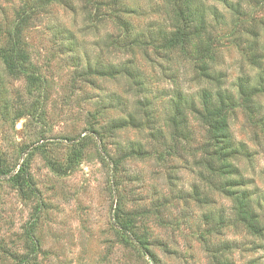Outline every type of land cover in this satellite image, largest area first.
<instances>
[{
  "label": "rangeland",
  "instance_id": "374dc122",
  "mask_svg": "<svg viewBox=\"0 0 264 264\" xmlns=\"http://www.w3.org/2000/svg\"><path fill=\"white\" fill-rule=\"evenodd\" d=\"M207 1L224 22L210 18L215 69L236 97V78L243 72L254 78L258 70L245 55L250 28L258 34L256 52L264 66V0ZM119 2L132 8L125 16L137 31L165 18L154 0ZM237 3L240 19L235 21L231 5ZM111 5L109 0L96 9L86 0H65L40 10L30 0H0V36L23 9L30 16L24 47L33 68L29 76L10 77L0 58V162L16 169L24 160L31 178L29 185L17 184L0 174V264L25 258L28 264H264V231L252 234L232 218L231 199L200 176L201 171L207 174L198 160L209 132L191 113L188 140L175 136L172 149L165 94L180 88L197 101L196 92L205 82L189 59L174 54L168 60L150 47L147 53L137 47L130 52L109 44L119 32L105 18L115 20ZM53 22L78 41V68L48 31ZM96 62L135 65L144 90L123 74L86 75L84 68ZM111 94L124 100L126 110L147 98L148 115L155 120L148 123L140 109L138 127L109 131L108 121L124 113L120 108L97 111L96 102ZM258 102L260 118L264 95ZM229 125L247 150L236 162L264 223L262 127L242 106L231 113ZM119 145L140 151L126 155ZM140 238L147 240L156 261L137 242Z\"/></svg>",
  "mask_w": 264,
  "mask_h": 264
},
{
  "label": "trees",
  "instance_id": "16d2710c",
  "mask_svg": "<svg viewBox=\"0 0 264 264\" xmlns=\"http://www.w3.org/2000/svg\"><path fill=\"white\" fill-rule=\"evenodd\" d=\"M31 7L47 10L55 2L65 0H30ZM109 0H86L88 4L96 9H101ZM262 0H256L260 3ZM112 3L109 7L110 13L114 11V21L110 20L106 15V20L113 23L118 29L116 36H110L109 44L115 45L118 49L133 52L135 47L142 49L147 53L150 47L154 51H160L168 60L176 54L183 59H189L193 62L196 74L205 82V86L196 92L197 101L188 98L180 88H174L170 94H165V102L168 105L170 113L167 117V125L173 131V151L176 150L175 137H183L185 141L191 131L188 129L190 113L192 117L208 129V141L202 146V157L198 162L207 171V174L200 172V176L211 184L216 190L222 192L227 198L231 199L232 218L244 224L252 234L263 235L264 223L257 210L259 205L254 204L253 193L249 191L246 184L248 180L241 173V169L236 162L239 155L246 154L243 143L237 142L230 130L229 116L236 107H243L250 113L255 115L256 119L262 127L264 133V116L258 118L256 112L259 111L260 103L258 98L264 95V66L260 62V55H257L258 34L254 33L250 28L248 31L252 34V41L248 44V53L246 54L250 61L256 63L257 73L254 78L244 73L236 78V97L222 83V74L215 69L216 55L212 44V20L219 25L222 22L223 15L216 6L208 3L207 0H154L159 2L156 7L160 8L165 14L162 22L150 23L145 30L137 31L134 25L126 18V14L132 8L121 5L119 0H110ZM163 7V9L161 8ZM233 12L236 14L235 21L240 19L239 4L231 5ZM97 12V11H96ZM102 17V13H98ZM98 14H95L97 16ZM88 15H91L90 13ZM29 15H26L25 9L19 12L15 19L8 23L0 39V58L3 61V70L6 75L13 77L18 74H29L32 72V63L28 50L24 47V32L28 27ZM103 20V18H102ZM236 23V22H235ZM241 27H245L243 21ZM48 31L57 38L56 40L66 47L71 55L75 67L81 65L80 56L78 55V41L74 37L72 31L59 22H53L47 26ZM260 59V60H259ZM82 72V70H78ZM86 75L93 74L98 76L112 77L116 74L126 75L131 79L132 83L138 90H144V80L140 69L135 65H105L96 62L93 66L87 65L84 68ZM83 71V72H84ZM113 94L106 96L105 99L97 100V111L106 108H120L124 116L121 118L110 119L107 123L109 131H116L124 127H138L140 124L139 117L136 115L138 110L144 109L143 113L148 112L151 108L146 106L149 104L147 98L137 99L134 103L133 110H126L124 100ZM144 101V102H143ZM146 107V110H145ZM152 112V111H151ZM152 117V118H151ZM151 114L147 116V121H154ZM154 136L158 139L160 133ZM175 137V138H174ZM121 146V145H119ZM125 154L136 153L140 151V147L126 146ZM120 149V148H119ZM174 153V152H173ZM8 167L6 162H0V174L9 176L11 181L17 184L25 183L29 185L31 178L28 175L26 162L23 160L16 169ZM198 194V191L196 192ZM196 196V195H195ZM197 200L201 201L203 196L197 195ZM210 217V216H209ZM218 220L224 221L220 215ZM137 241V240H136ZM144 238H140L137 242L143 247L144 251L156 261L151 250L145 246ZM18 264H28L27 259L20 261Z\"/></svg>",
  "mask_w": 264,
  "mask_h": 264
}]
</instances>
